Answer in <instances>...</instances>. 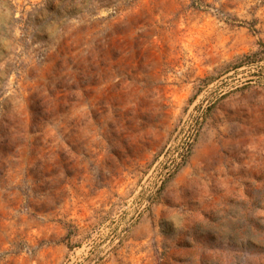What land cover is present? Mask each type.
<instances>
[{"label":"rangeland","instance_id":"rangeland-1","mask_svg":"<svg viewBox=\"0 0 264 264\" xmlns=\"http://www.w3.org/2000/svg\"><path fill=\"white\" fill-rule=\"evenodd\" d=\"M0 264H264V0H0Z\"/></svg>","mask_w":264,"mask_h":264},{"label":"built area","instance_id":"built-area-1","mask_svg":"<svg viewBox=\"0 0 264 264\" xmlns=\"http://www.w3.org/2000/svg\"><path fill=\"white\" fill-rule=\"evenodd\" d=\"M196 130H192L185 136L180 143L179 146L177 145L178 135L179 132L176 133V135L172 138L171 142L168 144V146L165 148V151L161 157L167 156V158H170L172 155H175V162H173L171 165L168 166V169L165 170L164 175L162 176L161 180L157 183L156 189H158L166 178H168L179 166V164L183 161L184 157L188 154L190 151L191 145L193 144L195 137H196ZM174 153V154H173Z\"/></svg>","mask_w":264,"mask_h":264}]
</instances>
